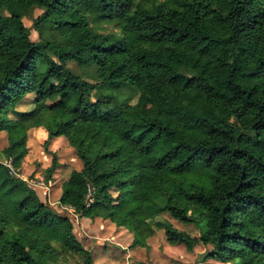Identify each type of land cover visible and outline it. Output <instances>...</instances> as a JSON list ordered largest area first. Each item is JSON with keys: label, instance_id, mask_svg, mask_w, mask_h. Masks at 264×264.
<instances>
[{"label": "trees", "instance_id": "trees-1", "mask_svg": "<svg viewBox=\"0 0 264 264\" xmlns=\"http://www.w3.org/2000/svg\"><path fill=\"white\" fill-rule=\"evenodd\" d=\"M33 128L46 183L54 138L82 166L53 207L0 160V264H94L67 207L125 227L130 247L163 230L210 247L201 262L264 264V0H0L2 156L18 171Z\"/></svg>", "mask_w": 264, "mask_h": 264}, {"label": "crops", "instance_id": "crops-1", "mask_svg": "<svg viewBox=\"0 0 264 264\" xmlns=\"http://www.w3.org/2000/svg\"><path fill=\"white\" fill-rule=\"evenodd\" d=\"M34 129L40 131V133L44 135L46 140L47 134L43 128H34ZM0 133L4 134V132H0ZM53 140H51L50 142H52ZM63 141L64 140L62 139V142ZM6 145H7V140H6ZM0 154H1V158L4 159V157L2 156V150ZM25 158L23 160L20 170L25 165L24 162ZM41 173L42 172H38L34 174V177L32 176V178L33 179L42 178L43 176H41ZM23 175L26 176L25 174ZM53 182L54 181H49L48 183H46L44 181L41 187H37L38 191L36 190L39 198L42 201L46 200L51 206H55L56 204L55 202L58 200L61 192L60 191L61 185H60L59 188H55V193L52 198H51V194L48 195L49 191L52 190L56 185V182L54 183ZM73 233L75 237L83 244L84 248L90 251L94 264H218L219 263V262L218 263L213 262V260L201 262V257L206 251V247L197 244L192 252H188L186 248L182 245H171L168 242L166 236L164 238H160L157 232H155V234H153L147 240L146 242L147 248L130 247L133 240L132 234L125 227H116L110 221L103 220L101 218L88 219V218L77 217L76 223H73Z\"/></svg>", "mask_w": 264, "mask_h": 264}, {"label": "rangeland", "instance_id": "rangeland-1", "mask_svg": "<svg viewBox=\"0 0 264 264\" xmlns=\"http://www.w3.org/2000/svg\"><path fill=\"white\" fill-rule=\"evenodd\" d=\"M41 13H42L41 10L32 9V11H30L29 16H27L23 19L24 25L30 29V39L33 42H39V41H41L40 39L43 37V35H41L39 32H37L36 30H34L32 28V24H33L34 20L38 16H40ZM99 30L102 31L103 29L100 28ZM69 66L73 70L78 71L74 65H69ZM31 98L32 97H30V96L27 97L20 105H18L17 110L27 111V112L32 111L34 106L32 104H30ZM52 101H54V98H51L48 102L50 103ZM134 102H135V99H133L130 102V104H132ZM115 104L117 106L123 105L119 100H116ZM26 134H27V143H26L27 156H26L25 161H24L25 165H24V167H22L20 172L25 174L27 179L31 178L30 179L31 181L40 183V180H42V184H43L44 178H45V170L51 164V156L49 153H47V151H45V148L43 146L44 141H45V137H44V135H42L40 133V131H38L37 129H34V128L32 130L31 129L28 130ZM61 138L62 137H59L57 139L54 138V140L52 139L53 141L50 142L49 146H48V150L50 152L56 153L58 162L61 165L59 168L56 169V171H55L56 173H54V176L52 175L53 178H51V181L56 182V185L54 186V188L52 190H50L48 193V195L51 194V198L53 197V195L55 193V188L60 187L61 183H63L68 178L70 172L72 170H80L81 166H82L81 161L76 157L73 149L67 145V141L65 140V138H62L64 140L63 142H62ZM4 146H7L6 145V135H5V133L4 134L0 133V153H1V150ZM0 160H3L1 158V154H0ZM38 172H42L41 176H43L44 178L42 177L40 179H38V178L33 179L32 176L34 177V174H36ZM39 187H41V186H39ZM36 189H38V188H36ZM190 217L193 218L192 215H190ZM160 219L168 220L177 229L184 231V232H187L188 234H190L191 236H194V237H198L204 231V224H205L204 221H201L196 226L194 224L184 225L180 222H177V221L171 219L168 215H162V216H160ZM76 220H77L76 218L72 217L71 221L73 223H76ZM156 232L158 233L160 238H164L166 236L165 232L163 230H159ZM208 249H210V247H206V250H208ZM213 262H216V261L213 260ZM76 263H77V261L75 259L71 258L62 264H76ZM58 264H61V261ZM218 264H220V263H218Z\"/></svg>", "mask_w": 264, "mask_h": 264}, {"label": "built area", "instance_id": "built-area-1", "mask_svg": "<svg viewBox=\"0 0 264 264\" xmlns=\"http://www.w3.org/2000/svg\"><path fill=\"white\" fill-rule=\"evenodd\" d=\"M1 161H2V164L9 170L11 175H13V176H15L17 178H20L23 181H25L26 184L28 185V187L37 188V187L43 185L42 184V180H40V183H39V182L31 181L30 179H27L26 176H24L20 171L16 170L13 167L11 159H3ZM92 193H93V189L92 188H88L87 198H88L89 203L92 202ZM63 210H65L69 214L71 220H72V217L77 219L78 215L75 214V212H74V210L72 208L67 207V208H63Z\"/></svg>", "mask_w": 264, "mask_h": 264}]
</instances>
